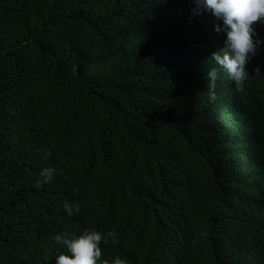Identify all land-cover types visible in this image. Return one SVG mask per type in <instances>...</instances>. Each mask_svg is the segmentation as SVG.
Wrapping results in <instances>:
<instances>
[{"label":"trees","instance_id":"trees-1","mask_svg":"<svg viewBox=\"0 0 264 264\" xmlns=\"http://www.w3.org/2000/svg\"><path fill=\"white\" fill-rule=\"evenodd\" d=\"M164 2L0 0V264L88 226L134 264H264V129L234 119L264 109V71L248 103L209 102Z\"/></svg>","mask_w":264,"mask_h":264},{"label":"clouds","instance_id":"clouds-1","mask_svg":"<svg viewBox=\"0 0 264 264\" xmlns=\"http://www.w3.org/2000/svg\"><path fill=\"white\" fill-rule=\"evenodd\" d=\"M163 5L168 8L166 19L178 21L175 31L184 38L193 60L192 71L183 76L198 81L211 103L225 101L227 109L233 107L231 100L248 103L253 79L264 71V0H165ZM173 11L176 18L171 16ZM217 95L223 97L217 99ZM237 135L241 143L243 135L240 131ZM47 161L44 156L36 175L37 188L60 173L58 164ZM63 208L69 217L80 211L77 203L65 202ZM47 241L54 250L40 264H134L127 257L107 256L105 251L102 255L101 247L116 243V235L96 226L75 233L62 230Z\"/></svg>","mask_w":264,"mask_h":264},{"label":"water","instance_id":"water-1","mask_svg":"<svg viewBox=\"0 0 264 264\" xmlns=\"http://www.w3.org/2000/svg\"><path fill=\"white\" fill-rule=\"evenodd\" d=\"M206 64H209L207 61H206ZM216 66V65H215ZM256 104H257V98L255 97V100H254V97L250 100V106H246L245 110H241V117L239 116H236L235 115V120L237 122V120L239 118H241L243 121H246L247 122V126L252 129V130H256V131H261L264 129V125H259V124H256L255 122L258 120L257 118H261V116H264L262 114H264V109L262 107H256ZM243 111V112H242ZM233 114H236L234 112H232ZM216 117H211V121L215 124L217 130H219L222 126L225 125V120L224 122H219V115L214 113ZM232 119V117H231ZM137 179H140L139 181H142V178H137ZM141 183V182H139ZM247 209H251L250 207H247ZM242 229V228H240ZM104 247H101V252H102V255H104Z\"/></svg>","mask_w":264,"mask_h":264},{"label":"bare ground","instance_id":"bare-ground-1","mask_svg":"<svg viewBox=\"0 0 264 264\" xmlns=\"http://www.w3.org/2000/svg\"><path fill=\"white\" fill-rule=\"evenodd\" d=\"M252 87V86H251ZM253 89V88H252ZM220 94V93H219ZM218 96V98L217 99H219L220 97H223V96H219V95H217ZM18 98H20V97H18ZM216 99V100H217ZM211 149H212V147H211ZM213 150V149H212ZM259 181V180H258ZM257 183V182H256ZM264 209V208H263ZM262 213V212H261ZM262 221V220H261ZM263 226V225H262Z\"/></svg>","mask_w":264,"mask_h":264},{"label":"rangeland","instance_id":"rangeland-1","mask_svg":"<svg viewBox=\"0 0 264 264\" xmlns=\"http://www.w3.org/2000/svg\"><path fill=\"white\" fill-rule=\"evenodd\" d=\"M12 89V88H11Z\"/></svg>","mask_w":264,"mask_h":264}]
</instances>
